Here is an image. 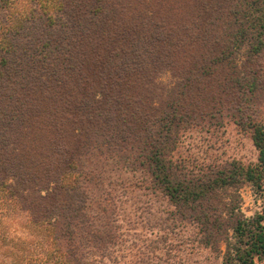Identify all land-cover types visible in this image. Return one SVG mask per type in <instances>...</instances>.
<instances>
[{
    "label": "trees",
    "instance_id": "1",
    "mask_svg": "<svg viewBox=\"0 0 264 264\" xmlns=\"http://www.w3.org/2000/svg\"><path fill=\"white\" fill-rule=\"evenodd\" d=\"M16 2L0 0V192L36 234L25 249L96 264L124 235L111 191L129 186L110 174L140 170L175 208L200 213L205 242L223 236L221 264H261V216L239 204L227 227L208 216L231 189L264 184V127L247 121L253 167L192 173L170 153L180 129L225 105L218 92L254 91L236 58L264 53V0H27L19 13Z\"/></svg>",
    "mask_w": 264,
    "mask_h": 264
},
{
    "label": "rangeland",
    "instance_id": "2",
    "mask_svg": "<svg viewBox=\"0 0 264 264\" xmlns=\"http://www.w3.org/2000/svg\"><path fill=\"white\" fill-rule=\"evenodd\" d=\"M26 6L27 0H17L14 12L19 13ZM1 21L8 24V15L5 14ZM236 59L241 66L240 71H250L248 79L254 80L256 87L253 92L246 91L244 97L236 88L228 95L227 92H218L225 105H216V110L200 126L180 129L170 157L178 164L183 161L188 172L199 173L208 165L221 168L231 163L253 167L258 162V151L253 145L252 129L247 121L264 127V53L247 62V54L242 50ZM174 81L172 75L164 74L161 84L165 86ZM218 82L215 80L211 84ZM213 91L216 95L217 90ZM110 176L124 180L129 186L126 192L119 189L111 191L113 219L119 223L124 235L114 248L104 252L103 258L96 259V264H221L224 244L219 240L223 236L211 240L214 241L210 242L212 244L205 242L198 222H202L203 217L198 211L175 208L152 185L150 176L140 170L127 171V174L123 171L111 173ZM136 182L141 187L130 186ZM93 194L99 195L98 191ZM219 201L215 217L208 216L209 221L221 219L223 228L233 224L229 208L240 205V213L244 217L261 216L264 226V184L260 189L243 184L223 194ZM25 215L7 205L0 192V264H56L53 257L49 258L43 252L46 244L32 251L25 249L26 242L36 235Z\"/></svg>",
    "mask_w": 264,
    "mask_h": 264
}]
</instances>
